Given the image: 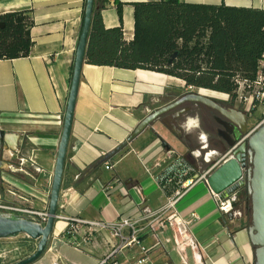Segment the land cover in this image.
I'll list each match as a JSON object with an SVG mask.
<instances>
[{
  "label": "crops",
  "instance_id": "crops-1",
  "mask_svg": "<svg viewBox=\"0 0 264 264\" xmlns=\"http://www.w3.org/2000/svg\"><path fill=\"white\" fill-rule=\"evenodd\" d=\"M135 1L94 0V9L101 8L105 28L122 25L124 39L130 41ZM183 1L264 10V0ZM84 8L85 0H0V15L22 12L29 16L33 42L27 56L0 59V131L4 132L0 154L8 161L0 171V203L47 212ZM166 78L180 80L143 69L89 64L84 56L57 218L46 249L31 264H136L143 256L138 246L121 245L124 239L110 237L107 230L96 229L87 240L82 235L73 240L65 232L66 218L136 221L140 244L148 250L142 264H254L247 218L237 211L231 215L221 212L204 181L190 188L174 210L161 215L174 212L194 245L184 243L178 249L177 244L185 242L178 226L151 229L147 223L153 217L141 219L144 210L153 212L166 202L168 194L155 177L169 160L184 157L196 174L208 176L228 157V149L222 156L216 149L205 152L206 134L197 129L191 134L195 121L179 124V112L168 111L93 168L104 154L125 141L146 115L168 104L151 108L152 97L164 93ZM183 130L189 133L185 140L181 138ZM162 141L168 148L161 146ZM30 217L38 220L35 215ZM128 232L124 229V238ZM18 237L32 244V252L36 249V241Z\"/></svg>",
  "mask_w": 264,
  "mask_h": 264
},
{
  "label": "trees",
  "instance_id": "trees-1",
  "mask_svg": "<svg viewBox=\"0 0 264 264\" xmlns=\"http://www.w3.org/2000/svg\"><path fill=\"white\" fill-rule=\"evenodd\" d=\"M132 5L130 41L124 39L122 25L105 28L101 8L93 10L87 63L161 73L232 100L238 81L254 80L264 54V10L183 0H137ZM117 11L121 19L120 6ZM0 22V59L27 56L33 45L29 16L8 12Z\"/></svg>",
  "mask_w": 264,
  "mask_h": 264
},
{
  "label": "water",
  "instance_id": "water-1",
  "mask_svg": "<svg viewBox=\"0 0 264 264\" xmlns=\"http://www.w3.org/2000/svg\"><path fill=\"white\" fill-rule=\"evenodd\" d=\"M93 10L94 0H85L84 16L73 61L69 94L63 116V128L55 160L46 220L41 223L34 217L0 210V239H10L25 235L30 240L36 241V249L30 255L11 264H31L38 260L46 249L55 219L57 218L56 211L62 173ZM3 26L4 23L0 22V28ZM200 90L201 88H197V92L189 90L183 96L146 115L128 138L115 149L104 154L93 168L103 164L143 133L160 116L173 110L183 102L201 104L217 111L225 119V124L234 132V139L228 144V157L208 174L206 184L211 192L222 200L236 196L242 189H246L251 211L247 234L249 242L254 248V264H264V124L246 136L248 130L246 113L234 106L225 108L211 97L202 94ZM0 136H4V132L0 131ZM161 146L168 148L164 141L161 142ZM7 164L8 161L1 156L0 171ZM231 214L232 212L229 213V215Z\"/></svg>",
  "mask_w": 264,
  "mask_h": 264
},
{
  "label": "built area",
  "instance_id": "built-area-1",
  "mask_svg": "<svg viewBox=\"0 0 264 264\" xmlns=\"http://www.w3.org/2000/svg\"><path fill=\"white\" fill-rule=\"evenodd\" d=\"M238 90L236 92V98L239 100H248L250 104L252 101L264 106V54H262L259 60L258 69L255 78L252 82L238 81ZM243 93L247 95H243ZM228 95V94H227ZM229 96V95H228ZM264 124V116L260 119L256 127L247 130V135L251 134L257 127ZM109 167V166H108ZM160 184V187L166 191L168 194L166 202L157 210L150 212L144 210V215L141 219L148 221L147 226L151 229L159 228L164 229L166 225L172 227L178 226L179 232L185 238V242L178 243L177 248L181 249L184 243L189 245H194L193 239L185 230L183 224L177 221V216L174 212L170 213L166 217H162L163 213L167 210H174L178 202L186 194V192L192 188L198 181L206 182V174L199 176L196 174L194 167L187 162L184 157H176L169 160L163 169L155 177ZM107 189H111L110 185L106 186ZM216 197L219 209L224 214L229 212H236L233 208L232 203L236 200V196H232L227 200L220 199L217 195ZM0 210L12 213H22L23 215L37 216L38 221L44 223L47 217V212H36L29 209H23L13 204H3L0 203ZM239 213V211H237ZM66 230L65 232L75 240L79 235L83 236L84 240H87L94 230H107L110 237L124 239L121 245L132 246L136 245L139 247L141 258L137 260L136 264H142L147 260V249L140 244L138 238V228L136 226V221H131L129 218H120L114 222L107 221H88L79 218H66ZM124 229H128V235L124 238L122 233Z\"/></svg>",
  "mask_w": 264,
  "mask_h": 264
},
{
  "label": "rangeland",
  "instance_id": "rangeland-1",
  "mask_svg": "<svg viewBox=\"0 0 264 264\" xmlns=\"http://www.w3.org/2000/svg\"><path fill=\"white\" fill-rule=\"evenodd\" d=\"M166 83H167L166 85L167 87L164 89V93L160 96V98L152 97L151 100L152 109L164 103H169L173 99L179 97L186 90H190L193 92L197 90V88L194 87H186L182 80L166 78ZM201 93H204L205 95L208 96H212L213 98H215V100L220 101L222 103L233 105L238 110L247 112L249 114L248 129H253L254 127H256L262 116H264V113H261V111L264 110V106L254 101H252V104H250L248 100H239L238 98L232 100L230 96L217 94L209 90L201 91ZM243 95H247V94L243 93ZM190 121L193 120L191 119L188 120V122ZM195 132H196V128L192 127L191 134H194ZM244 191L245 190L242 189L236 195L235 201L237 202V207H235L234 209L236 211H239V213L244 214L245 217L247 218L248 224H250V220H251V211L249 208L250 201L248 202V209L246 210L245 199L247 196L246 197L244 196L243 194ZM33 248L34 247L32 246V244H30L27 239L22 237L17 236L15 238H10V239H0V264H11L15 261H18L30 255L29 253L32 252Z\"/></svg>",
  "mask_w": 264,
  "mask_h": 264
},
{
  "label": "flooded vegetation",
  "instance_id": "flooded-vegetation-1",
  "mask_svg": "<svg viewBox=\"0 0 264 264\" xmlns=\"http://www.w3.org/2000/svg\"><path fill=\"white\" fill-rule=\"evenodd\" d=\"M188 91L189 90H186L179 97L183 96ZM195 92H197V90ZM209 97L215 100V98H213L212 96ZM177 98H175L174 100H176ZM215 101L225 108L233 106L217 100ZM173 111L179 112L177 123L185 124L186 122H188V120L191 119L197 123V131H202L206 134L207 144L205 146V152L210 151L211 149H216L220 156L226 153L228 144L234 139V132L228 125L225 124V119L217 111L205 107L201 104H195L191 102H183L182 104L174 108ZM245 113L247 115L248 125L249 114L247 112ZM188 134V132H185L183 130L181 135L182 140L187 139L189 136ZM244 190L246 191V189ZM248 202L249 196L247 194V197L245 199L246 210L248 209Z\"/></svg>",
  "mask_w": 264,
  "mask_h": 264
},
{
  "label": "clouds",
  "instance_id": "clouds-1",
  "mask_svg": "<svg viewBox=\"0 0 264 264\" xmlns=\"http://www.w3.org/2000/svg\"><path fill=\"white\" fill-rule=\"evenodd\" d=\"M189 123L191 124L192 122L190 121Z\"/></svg>",
  "mask_w": 264,
  "mask_h": 264
}]
</instances>
